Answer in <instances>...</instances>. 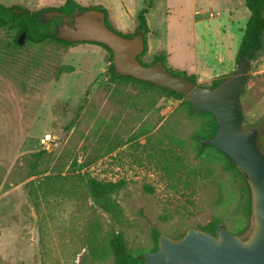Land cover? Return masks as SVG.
Listing matches in <instances>:
<instances>
[{
  "label": "rangeland",
  "instance_id": "1",
  "mask_svg": "<svg viewBox=\"0 0 264 264\" xmlns=\"http://www.w3.org/2000/svg\"><path fill=\"white\" fill-rule=\"evenodd\" d=\"M66 1L103 8L123 34L134 32L148 2L0 0L30 13ZM248 17L244 0H152L140 59L163 54L171 71L209 87L235 71ZM13 36L0 28V264H110L111 254L98 259L93 250L105 247L111 230L132 254L154 247L152 228L177 239L217 219L232 234H248L252 217L239 211V180L222 169L219 152L195 139L208 129L207 117L192 114L183 99L113 79L100 45L31 44L23 36L16 47ZM239 101L242 124L257 130L264 152V50L250 61ZM45 134L51 140L43 144ZM40 150L46 152L33 169ZM160 151L181 157L186 168L169 180L154 160ZM83 172L124 181L113 194L120 223L93 203Z\"/></svg>",
  "mask_w": 264,
  "mask_h": 264
},
{
  "label": "water",
  "instance_id": "2",
  "mask_svg": "<svg viewBox=\"0 0 264 264\" xmlns=\"http://www.w3.org/2000/svg\"><path fill=\"white\" fill-rule=\"evenodd\" d=\"M17 13L23 10H16ZM61 17L55 37L70 43H97L109 49L117 76H129L180 93L196 113H210L216 132L200 139L223 154L243 175L251 194L252 226L245 237L220 225L216 234L190 227L179 239L160 234L157 248L138 255L143 264H264V152L258 145L257 130L242 124L239 95L243 92L250 65L246 56L233 74L216 87L198 85L186 75H175L161 60L144 65L137 57L144 51L143 34L125 37L110 29L103 11L90 8L73 16L56 9L41 13L40 21ZM24 34L22 33L20 38Z\"/></svg>",
  "mask_w": 264,
  "mask_h": 264
},
{
  "label": "trees",
  "instance_id": "3",
  "mask_svg": "<svg viewBox=\"0 0 264 264\" xmlns=\"http://www.w3.org/2000/svg\"><path fill=\"white\" fill-rule=\"evenodd\" d=\"M244 5L249 11V17L247 19L245 28L242 32L237 55L235 57V61L237 63L243 60L246 56H248L251 61L264 50V0H244ZM151 7H152V0H148L146 5L140 9V11L137 14V26L135 27L134 32L132 34H123L118 32L125 37H131L139 33L143 34L144 49L146 46L145 34L149 30L146 21V14L148 13ZM90 8L103 11L105 14L106 25L110 29L117 31L110 25L107 19V12L101 7H83L74 1H68V2L66 1L60 7L48 8L47 10L56 9L58 11H61L64 15L71 17L76 13L82 12ZM16 10H23V12L17 13ZM40 14L41 11L30 13L26 9H22L17 6H5L0 2V28L9 31L10 33H13L14 35L12 38L13 45L16 47L20 46L17 40L19 39L22 33L24 34V39H23L24 43L29 42L31 44H39L48 41V42H57L64 45L74 44L67 42L65 40L57 39L55 37V34L51 32L50 29V26L52 25L51 22L49 23L41 22ZM54 20L57 19L54 18ZM93 44L102 46L109 53L110 64L108 70L110 76L113 79L122 82H133V83L143 84L145 86L162 91L168 97H172L174 99H183L185 104L188 106L189 111L192 114L207 117L209 120L208 129L202 135L195 136V139L197 140V143L199 144L200 147H202L200 144V139L209 137L216 132L217 125L214 117L210 113L194 112L191 108L189 101L186 99L184 95L170 91L166 88L155 86L149 82L137 80L129 76H117L114 72V68L112 65V56L109 49L101 44H97V43H93ZM141 55H139L137 59L144 65H149L155 62L156 60H161L162 64L171 73L175 75H186L185 72L177 73L171 71V69L165 63V55L163 54L156 56L150 63L142 62L140 59ZM186 77L189 80L195 82L193 75H186ZM226 78L218 77L214 79L209 87L210 88L216 87L220 82H222ZM251 127L252 126H247V128H251ZM204 147H210L216 150L211 146H204ZM45 152H46L45 150H40L33 154V156L36 157L32 163L33 169H36L37 167L36 163H38L39 160L42 159V154H44ZM221 155L224 158L222 169L224 171L231 173L239 180L240 190L243 196V202L239 207L240 208L239 211L245 218L249 219L251 217V194L248 184L245 178L243 177V175L239 172V170L223 154ZM154 160L156 162V166H158L159 169L164 171V173L167 175L169 180L174 177L175 172H181L182 168L183 170L184 168H186L181 157L178 156L172 157V155L165 153V151H160L156 153V158ZM186 173H192L193 176H196V172L193 169L187 168ZM79 179L83 183V187L91 197L93 203L102 212L107 213L111 219L115 220L117 223H120V220L122 218V210L118 202L113 197V194L124 186V181L100 180L84 172L79 173ZM219 226H220V222L217 219H211L205 225L200 226L199 228L215 235ZM184 233L177 234L174 237L177 239L181 238ZM159 235L160 233L156 229L154 228L151 229V239L154 243V247L150 251L155 250L157 248V239ZM104 246L105 247H101L100 249L93 250V254L95 258L105 259L108 256V254H111L112 260L110 264H143L144 263V259L138 258V255L140 253L132 254L127 250L123 235L121 234V232L117 230H111L109 232V235L105 237Z\"/></svg>",
  "mask_w": 264,
  "mask_h": 264
},
{
  "label": "flooded vegetation",
  "instance_id": "4",
  "mask_svg": "<svg viewBox=\"0 0 264 264\" xmlns=\"http://www.w3.org/2000/svg\"><path fill=\"white\" fill-rule=\"evenodd\" d=\"M54 18L57 20H54ZM49 22H51L52 24L50 26L51 32L55 33L56 27L62 23V20H61V17H52L49 20L45 21L44 23H49Z\"/></svg>",
  "mask_w": 264,
  "mask_h": 264
},
{
  "label": "built area",
  "instance_id": "5",
  "mask_svg": "<svg viewBox=\"0 0 264 264\" xmlns=\"http://www.w3.org/2000/svg\"><path fill=\"white\" fill-rule=\"evenodd\" d=\"M51 140L50 134H45L41 139V143L46 144Z\"/></svg>",
  "mask_w": 264,
  "mask_h": 264
}]
</instances>
